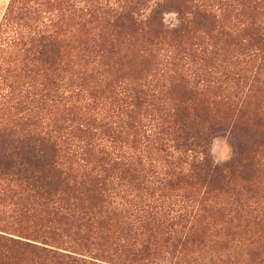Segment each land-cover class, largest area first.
I'll use <instances>...</instances> for the list:
<instances>
[{
  "label": "trees",
  "instance_id": "1",
  "mask_svg": "<svg viewBox=\"0 0 264 264\" xmlns=\"http://www.w3.org/2000/svg\"><path fill=\"white\" fill-rule=\"evenodd\" d=\"M146 9L108 8L102 13L113 14L117 22L87 23L123 32L130 28L136 34L153 31L157 38L192 40L199 27H208L214 20L210 5L202 0H154L147 14ZM172 11L178 22L170 27L164 15ZM55 26L50 22L44 34L32 38L37 39V55L47 72L41 100L47 101L49 110H59V105L70 102L71 96L65 97L64 91L74 93L70 88L77 87L76 99L88 96V101L71 106L65 115L43 125L25 112L27 92L19 91V113L0 117V264H242L233 254L241 246L249 249L251 258L263 255L264 245L258 237L240 236L230 221L217 226L204 219L202 202L168 199L165 193L151 200L126 199L112 205L111 195L124 199L128 193L125 187L103 178L116 174L124 181L122 174L131 176L129 172L135 171L133 184H149L153 177L158 184H204L206 190L223 191L234 171L244 167L242 162L249 158L239 152L238 143L228 161L214 162L213 135L224 131L229 138L238 130L245 136L251 125L214 117L204 128L199 108L189 107L182 98L166 102V91L182 86L178 84L181 79L187 81L176 70L175 57L167 64L175 70L160 75L168 76L167 90L164 85L157 90L158 84L151 80L116 82L111 92L112 113H100L95 99L90 100L87 82L94 75L95 64L73 56L57 36L61 24ZM148 41L150 46L157 44L154 39ZM109 43L108 54L116 51L114 42ZM128 44L133 45L132 39ZM66 55L69 62L63 63ZM118 61L129 62L124 55ZM153 77L155 81L156 75ZM119 87L125 89L123 96ZM149 101L159 102V107L145 116L139 107ZM128 129L134 134L132 154L123 151L122 145ZM106 130L112 136H104ZM137 147L146 160L136 153ZM160 152H169V160L159 159ZM232 205L236 211L250 210L243 204ZM115 209L125 220L114 221L118 235L113 238L102 228L112 224L110 215ZM7 210L15 223L2 224L1 216ZM210 227L212 232L207 234Z\"/></svg>",
  "mask_w": 264,
  "mask_h": 264
},
{
  "label": "rangeland",
  "instance_id": "2",
  "mask_svg": "<svg viewBox=\"0 0 264 264\" xmlns=\"http://www.w3.org/2000/svg\"><path fill=\"white\" fill-rule=\"evenodd\" d=\"M174 1L181 3V0ZM202 1L210 5L214 20L208 27H199L195 39L171 40L157 38L153 31L136 34L130 28L123 32L119 28H104L99 23L91 26L87 23L117 22L113 14L102 13L108 8L128 11L146 6L147 14L154 0H0V117L19 113L21 106L16 105L19 91L27 92L23 104L25 112L43 125L48 122L51 124L54 117L65 115L71 106L88 101V96L76 99L74 93L77 87L70 88L74 93L64 91L65 97L71 96L70 102L65 103V106L63 103L59 105V110H49L47 101L41 100L47 72L42 58L37 55V39L32 38L44 34L50 22H54L56 28L61 24L62 29L57 32V36L73 56L83 57L95 64L94 75L87 80L92 95L89 98L91 101L95 99L98 111L103 114L109 111L112 113L114 98L111 92L116 82L142 80L141 83H144L151 80L153 85L158 84L157 90H167L168 76L161 78L160 75L175 70L167 65L175 57L179 68L176 70L187 81L185 83L181 79L178 84L182 86L168 89L163 95L165 101L168 102L172 97L182 98L188 102L189 107L193 106L196 110L199 108L204 128L209 126L214 117L227 120L230 117L239 124L251 125L245 136L236 130L233 137L228 138L227 132L220 131L213 135L211 141L214 162L228 161L234 147L238 148V143L241 144L239 152L243 157H248L249 161L242 162L245 166L234 171L229 184L220 192L206 190L204 184H158L153 177H150L149 184H133L135 171L129 172L131 176L122 174L126 176L124 181H119V175L109 174L103 178L107 177L110 184L125 187L128 193V198L124 199L119 195H111L110 201L112 205H117L126 199L151 200L156 195L166 193L168 199L178 197L202 202L204 210L201 215L204 219L215 222L217 226L223 221L222 225L230 221L240 236L254 235V239L258 237L264 245V0ZM94 14L103 18H90L89 15ZM164 22L170 27L174 26L178 22L176 13H166ZM257 28L260 34H257ZM130 39L133 45L128 44ZM149 39H154L157 44L150 46ZM111 41L116 45V51L108 54L107 48ZM67 55L63 63L69 62ZM121 55L127 56L129 62H119ZM153 74L156 75L155 81ZM122 89L119 87L120 96H123ZM11 94L14 95L10 97ZM158 104L149 101L140 106L139 110L149 116L159 107ZM201 107H204L203 112ZM114 120L116 118L113 117ZM126 132V137L122 138V145H125L123 151L132 154L131 141L134 134L129 129ZM102 134L112 136L109 130ZM225 146L229 149L228 159L219 160ZM135 151L146 160L143 151L140 152L138 147ZM168 151L171 152L170 149ZM169 152H160L159 159H168ZM173 163L172 167L175 161ZM233 203L249 206L250 210L236 211ZM9 215L11 212L7 210L1 216L2 224L15 223ZM102 216L107 217L106 214ZM110 219L112 224L102 229L114 238L118 235L114 221L120 223L125 217L115 209ZM211 232V227L206 230L207 234ZM229 251L232 252V249ZM248 253L249 249L244 246L233 252L236 258H241L242 264H264L259 261L264 258V254H254L251 258ZM252 253H256L255 250Z\"/></svg>",
  "mask_w": 264,
  "mask_h": 264
},
{
  "label": "clouds",
  "instance_id": "3",
  "mask_svg": "<svg viewBox=\"0 0 264 264\" xmlns=\"http://www.w3.org/2000/svg\"><path fill=\"white\" fill-rule=\"evenodd\" d=\"M173 15H175V14H173ZM228 152H229V149L227 148V146H225L223 152L219 156V160H226V159H228Z\"/></svg>",
  "mask_w": 264,
  "mask_h": 264
}]
</instances>
